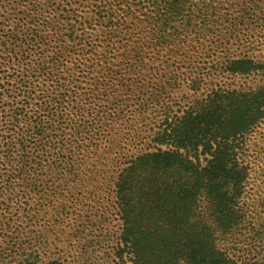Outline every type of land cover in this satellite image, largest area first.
<instances>
[{"label": "trees", "instance_id": "trees-1", "mask_svg": "<svg viewBox=\"0 0 264 264\" xmlns=\"http://www.w3.org/2000/svg\"><path fill=\"white\" fill-rule=\"evenodd\" d=\"M146 1L154 6L146 27L159 42L176 23H182L184 40L195 35L193 16L222 18L197 35H224L222 53L204 67L221 81L211 82L174 115L160 118L148 147L133 152L117 171L112 192L121 227L113 264H264V221L258 225L252 219L253 211L264 208L255 185L264 177V59L250 55L264 38V0H223L224 14L212 5L193 9L189 0H0V154L8 160L17 152L22 163L11 181H69L75 174L73 157L100 115L95 107L85 111L77 100V79L84 83L86 74L100 66L97 55L108 50L110 40L135 33L141 19L131 9L141 11ZM46 28L66 38L59 49L82 55L77 61L82 75L69 82V93L53 83L60 86L65 78L53 56L57 50L49 55L48 43L41 45L50 35ZM133 50L138 53L139 47ZM224 75L263 83L230 87ZM39 83L51 88V99L38 93ZM190 87L194 93L202 90L198 84ZM71 102L81 108L66 111ZM34 188L21 193L18 210L34 212L42 205L32 200L38 193ZM0 204L6 205L0 212L7 218L9 207ZM55 210L56 220L66 214L62 205ZM14 224L11 218L0 223L4 228ZM234 232L257 243V255L240 262L235 245L234 253L223 251L219 240ZM67 263L59 256L46 264Z\"/></svg>", "mask_w": 264, "mask_h": 264}, {"label": "rangeland", "instance_id": "rangeland-1", "mask_svg": "<svg viewBox=\"0 0 264 264\" xmlns=\"http://www.w3.org/2000/svg\"><path fill=\"white\" fill-rule=\"evenodd\" d=\"M151 2L143 3L141 11L138 7H132L131 10L141 19L139 24L136 22L139 26L134 25L138 26L134 28L135 33L128 36L120 34L110 40L108 50L97 55L101 57L100 66H95L93 74H86L89 78L84 83L77 79V74L83 72L79 70L82 66L79 68L77 62L82 55L72 54L70 49H59L58 42L66 38L60 39L46 28L50 35L45 36L41 45L48 43L49 55L57 50L53 56L62 64L58 73L65 78L60 86L55 81L53 83L60 92L69 93L72 87L69 82L77 79L80 94L77 100H81L85 111L95 107L100 115L90 124L91 132L83 135L87 139L73 157L77 170L70 175L69 181H11L12 175H17L22 166L19 155H15V152L12 155L14 160H6L0 154V174L6 173L5 179L8 180L0 178V203L6 202L9 207L7 218H3L0 212V223L8 222L10 218L15 221L11 228L0 225V264H46L59 256L65 257L67 264H113L121 227L112 192L117 171L125 166L133 152L148 147L149 135L154 132L153 127L160 118L174 115L211 82L221 81L220 76L213 78L207 74L204 67L206 62L209 65L211 59L222 53L219 45L224 35L205 32L206 39L197 35L204 30V25L211 27L216 22L222 23V18L214 20L210 16L200 20L193 16V27L189 30L195 35L191 34L184 40L182 23H176L167 31L170 32L169 36L159 42L153 40L149 34L150 27H146L148 13L154 8ZM223 2L189 0L187 5L193 9L217 6L224 14L226 11L223 8L227 5ZM83 37L86 39L88 34ZM89 41L95 43V39ZM137 47L139 52L134 54L133 49ZM135 55L138 57L135 58ZM250 55H260L264 59V38L251 50ZM104 61L107 63L104 64ZM226 78L229 76L224 75L222 80L230 87H238L242 83H263L261 78ZM62 83L65 88L61 87ZM195 84L202 90L192 92L190 86ZM39 88L38 93L51 99V88L44 83H39ZM74 105L76 102L66 104L65 110ZM69 155L72 157L71 153ZM259 179L255 184L259 186L257 195L264 198L263 174ZM57 184L61 186L59 191L55 190ZM35 186L38 193L33 192L32 200H39L42 205L34 212L18 210L21 193L35 190ZM59 205L63 206L66 214L56 220L58 213L55 209ZM5 207L0 204V208ZM252 219L260 225L264 221V208L253 211ZM219 245L227 253H234L231 247L235 245L240 262L257 255L253 249L258 244L249 243L239 233H231L219 240ZM33 255L37 259L29 260Z\"/></svg>", "mask_w": 264, "mask_h": 264}]
</instances>
